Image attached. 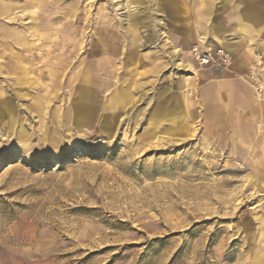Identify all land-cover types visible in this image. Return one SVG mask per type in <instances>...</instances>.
Here are the masks:
<instances>
[{
	"label": "rangeland",
	"instance_id": "obj_1",
	"mask_svg": "<svg viewBox=\"0 0 264 264\" xmlns=\"http://www.w3.org/2000/svg\"><path fill=\"white\" fill-rule=\"evenodd\" d=\"M207 7L0 0V264H264V146L200 97L227 73L264 106V51L199 66Z\"/></svg>",
	"mask_w": 264,
	"mask_h": 264
},
{
	"label": "crops",
	"instance_id": "obj_2",
	"mask_svg": "<svg viewBox=\"0 0 264 264\" xmlns=\"http://www.w3.org/2000/svg\"><path fill=\"white\" fill-rule=\"evenodd\" d=\"M204 1L208 7L203 15L206 22L202 33L214 39L213 42H206L209 48L217 44L229 51L247 50L248 41L254 40L255 47L264 51V17L262 16L264 13L259 14L254 9L246 10L244 5L240 4L241 0ZM234 1L237 2L236 15L228 16V26L220 29L217 17L226 14L221 10ZM256 19L259 21L257 25L253 24ZM209 20H212L210 29L211 21ZM200 97L203 102L201 109L203 110L204 126H235L241 132L246 129L243 126H247L251 140L259 139L264 146V133L257 135L256 130V126L264 128V106L254 102L253 94L245 82L234 77L233 74L224 73L202 88ZM262 155L264 156V152ZM262 161L264 162V157Z\"/></svg>",
	"mask_w": 264,
	"mask_h": 264
},
{
	"label": "built area",
	"instance_id": "obj_3",
	"mask_svg": "<svg viewBox=\"0 0 264 264\" xmlns=\"http://www.w3.org/2000/svg\"><path fill=\"white\" fill-rule=\"evenodd\" d=\"M190 55L199 66L205 68L217 67L225 70L231 67L233 64V59L230 52L219 45L209 48L207 43L197 44L191 49ZM261 64V62H258L255 70L249 73L248 79L250 80L258 96L263 97L264 81L262 80L260 69H258Z\"/></svg>",
	"mask_w": 264,
	"mask_h": 264
},
{
	"label": "bare ground",
	"instance_id": "obj_4",
	"mask_svg": "<svg viewBox=\"0 0 264 264\" xmlns=\"http://www.w3.org/2000/svg\"><path fill=\"white\" fill-rule=\"evenodd\" d=\"M176 66H177V64H176Z\"/></svg>",
	"mask_w": 264,
	"mask_h": 264
}]
</instances>
